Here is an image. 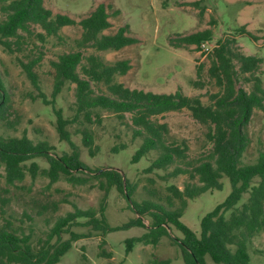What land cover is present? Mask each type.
Here are the masks:
<instances>
[{"label": "trees", "instance_id": "1", "mask_svg": "<svg viewBox=\"0 0 264 264\" xmlns=\"http://www.w3.org/2000/svg\"><path fill=\"white\" fill-rule=\"evenodd\" d=\"M203 1H193L188 6L200 9L198 15L202 16ZM0 15V47L8 55H22L24 59L16 57L17 65L38 92L36 98L50 107L59 141L69 147V152L58 155L48 142H34L25 132L20 137L0 135V168L6 185L15 186L29 174L32 179L43 176L49 184L63 180L71 186L88 185L103 192L97 208L74 207L73 211L57 217L45 237L37 241L32 240L31 234L12 228L7 221L0 225V264H58L77 241L93 237L99 239V257L110 259L111 255L103 250L106 235L134 227L145 229V233L125 240L126 254L136 244L156 246L162 237H168L180 248L184 264H250L249 245L257 234L264 232V148L252 162H245L244 155L250 145L247 128L252 115L255 110H264V88L255 75L264 59L242 53L237 40L245 37L253 43L261 41L264 51V34L254 35L242 25L221 37L206 54L207 82L202 80L204 64L195 66L192 87L202 90L205 84L212 83L217 88L204 104L200 96H186L180 90L158 94L116 82V76H124L131 69L129 60L107 63L96 53L119 51L137 40L128 35L126 26L113 34L105 33L111 23L104 4L76 21L65 14H54L45 7L44 0H0ZM210 23L214 24V20ZM74 26L81 30L79 38L73 41L74 50L61 53L49 62L53 84L48 100L35 72L44 56L41 50L49 39L64 42L60 30ZM211 39L212 30L207 28L180 36L172 46L198 49ZM88 49L95 53L84 55ZM241 81L251 82V90L238 87ZM66 84L74 85L70 117H64L55 104ZM7 96L0 77V114ZM183 110L206 129L207 152L196 158L189 157L186 140L171 138L168 125L156 121L158 116ZM104 112L130 129L131 143L138 142L130 164L147 162L142 173L161 172L157 177L164 182L184 176L187 181L182 188L167 184L162 197L150 187L155 180L146 178L149 186L143 190L147 197L137 200L138 184H132L119 170H92L86 166L80 160V149L72 141L69 127L82 126L75 133L89 156L94 157L98 148L89 127L101 126ZM129 147L126 143L116 144L111 152L118 154ZM35 158L44 159L48 167L39 169L32 161ZM27 162H30L28 166ZM224 178L231 187L229 195L201 218L200 232L196 235L180 221L188 201L205 192L221 190ZM113 189L126 199L128 210L135 215L115 227L106 218V200ZM57 208L54 204L53 211ZM73 228H84L86 232L78 233ZM168 229L178 231L181 239L171 238ZM168 263L159 260L154 264Z\"/></svg>", "mask_w": 264, "mask_h": 264}, {"label": "rangeland", "instance_id": "2", "mask_svg": "<svg viewBox=\"0 0 264 264\" xmlns=\"http://www.w3.org/2000/svg\"><path fill=\"white\" fill-rule=\"evenodd\" d=\"M197 0H44L46 8L54 14L60 13L70 16L76 21L87 16L97 5L104 4L109 13L111 28L106 34H113L118 28L126 26L128 35L135 38L137 43L119 51L98 52L105 62L127 59L131 69L124 76H116L115 81L130 89L143 90L158 94H171L180 90L186 96H200L204 104L208 103V96L217 92L212 83L205 84L202 90L194 89L191 82L196 79L195 66L204 64L202 80L207 82V57L200 53L195 46L175 48L172 45L180 36L210 28L212 39L209 42L214 47L216 42L226 33L244 25L254 35L264 34V0H204L200 7H204L202 16L200 9L188 6ZM2 16L0 15V20ZM214 24L211 25V21ZM80 28L64 27L60 35L64 42L49 39L43 46L42 61L35 68L38 75L40 89L50 100L53 84V71L49 65L61 53L74 50L73 41L80 36ZM239 50L246 55H255L264 59V51L260 47L261 41L253 43L242 37L237 40ZM95 53L88 49L84 55ZM22 55H8L0 47V77L7 91V101L1 112L0 135L3 137H20L25 132L34 142L46 141L55 148L60 155L69 152L66 143L59 141L55 129V118L49 106H45L36 96L38 92L33 88L16 63V57ZM24 59V58H23ZM25 61V60H24ZM264 88V60L259 71L255 74ZM252 83L239 82L238 87L246 91L251 90ZM103 90L104 88L101 87ZM74 102V85L66 84L56 97L55 104L62 110L64 117H70V110ZM101 126H90L95 136L98 148L94 157H90L81 143L80 136L75 133L81 125L69 127L72 141L80 149V160L90 169H117L132 184H138L136 199L146 198L144 186H149L146 178L155 180L150 187L159 196H165V186L173 184L182 188L187 181L184 176L164 182L157 174H143L142 170L147 162L141 161L130 164V158L138 145L131 143V132L121 125L116 118L103 113ZM128 120V118H127ZM156 121L165 123L169 128V135L176 140H186L189 145V157L196 158L207 152L204 126L191 118L188 111L170 112L158 116ZM250 145L244 155L245 162H252L258 151L264 148V110H255L247 128ZM126 143L130 147L126 151L113 154L111 148L116 144ZM201 154V155H200ZM39 169L48 167L42 158L32 160ZM31 162V161H30ZM30 162H27L28 166ZM221 190L205 192L193 200L188 201L180 221L196 235L200 232L201 218L222 203L230 192L227 179H222ZM103 192L97 188L71 186L60 180L49 184L47 178L38 175L32 179L29 174L21 183L8 186L5 183L3 168H0V225L9 222L12 228L20 232L31 234L32 240L44 238L48 229L57 217L73 211L74 207L86 209L98 207ZM242 198L238 206L242 204ZM58 206L53 211V205ZM126 199L116 190H111L106 200V218L115 227L135 217L128 210ZM174 206H177L175 202ZM147 224V221H145ZM75 232H86L84 228H73ZM145 233L142 228H130L108 233L103 250L111 255L110 259L99 257L98 238H88L77 241L73 247L61 258L58 264H154L159 260H168V264H184L180 248L172 244L168 237H162L156 246L136 244L126 254L125 240L139 237ZM171 238L181 239V234L168 229ZM67 235L63 236L66 239ZM250 264H264V232L257 234L249 245ZM210 263V261H208Z\"/></svg>", "mask_w": 264, "mask_h": 264}, {"label": "built area", "instance_id": "3", "mask_svg": "<svg viewBox=\"0 0 264 264\" xmlns=\"http://www.w3.org/2000/svg\"><path fill=\"white\" fill-rule=\"evenodd\" d=\"M211 46L209 45V43H202L200 45V47L198 48V50L200 51L201 54L205 55L208 54V52L211 50Z\"/></svg>", "mask_w": 264, "mask_h": 264}, {"label": "water", "instance_id": "4", "mask_svg": "<svg viewBox=\"0 0 264 264\" xmlns=\"http://www.w3.org/2000/svg\"><path fill=\"white\" fill-rule=\"evenodd\" d=\"M121 173V172H120ZM122 174V173H121Z\"/></svg>", "mask_w": 264, "mask_h": 264}]
</instances>
